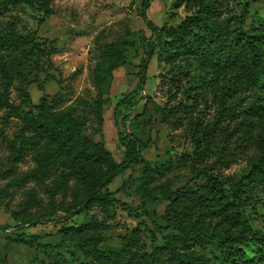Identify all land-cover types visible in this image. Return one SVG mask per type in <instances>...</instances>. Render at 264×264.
Returning <instances> with one entry per match:
<instances>
[{
	"label": "rangeland",
	"instance_id": "374dc122",
	"mask_svg": "<svg viewBox=\"0 0 264 264\" xmlns=\"http://www.w3.org/2000/svg\"><path fill=\"white\" fill-rule=\"evenodd\" d=\"M175 1L150 0V20L159 27L178 24L186 11L177 8ZM228 1L231 14L246 18V30L264 23V0ZM143 2L53 0L54 13L50 17L38 5L9 7L0 16V43L13 29L24 38L36 34L38 45L52 41L56 49L54 55L44 60V72L36 74L33 69L31 81L15 80L11 87L12 103L29 111L47 96L59 109L75 106L78 113L88 116L86 133L97 141L103 139L119 163L126 155L120 133L124 137L133 134L149 143L141 161L117 176L106 189L129 209L95 203L69 220L61 214L48 223L20 228L17 217L23 219L26 215L21 207L26 192L31 188L39 191L45 206L48 196L37 184L11 186L13 178L35 164L27 156L16 173L10 170L22 119L17 115L7 118L6 110H0V188L9 187V193L0 196V264H91L80 251L79 243L72 241L75 230L81 226L101 237L98 247L106 252L121 250L123 238L132 232H139L141 237L135 249L151 251L152 237L147 230L159 239L160 246L165 245L164 238L170 232L161 217L169 202L160 199L143 204V188L164 185L176 191L187 185L205 184L204 172L223 181L249 169L255 148L244 146L247 139L241 137V129L230 116L223 117V108L232 105L239 112L249 104L250 95L227 92L229 85L217 78L209 77L205 83H199L198 71L184 67L185 61L178 59L171 64L158 54L160 42L148 63L145 83L140 86L139 66L148 55L149 42L155 39L142 17ZM111 44L126 53L125 65L113 73H109L110 61L102 52ZM0 52L5 54L2 47ZM47 75L54 80L43 84ZM128 94L133 98L123 108L128 118L116 122L114 108ZM239 98L241 108L235 105ZM98 104L102 106V137L93 135L100 124L96 115ZM165 109L170 112L168 120ZM212 128L215 133L208 137L213 140V149L199 148L197 138L202 131ZM159 164L164 165L160 172L156 170ZM146 172L152 177L144 179ZM154 197L160 198L158 194ZM244 211L253 228L264 232V192L253 193ZM191 248L216 264L221 258L216 239L194 243ZM244 250L245 260L260 258L254 246L248 245Z\"/></svg>",
	"mask_w": 264,
	"mask_h": 264
},
{
	"label": "trees",
	"instance_id": "16d2710c",
	"mask_svg": "<svg viewBox=\"0 0 264 264\" xmlns=\"http://www.w3.org/2000/svg\"><path fill=\"white\" fill-rule=\"evenodd\" d=\"M227 3L228 0H176V7H183L186 15L176 25L159 27L148 16L150 0H144L142 17L155 39L149 42L148 55L139 66L142 76L139 84L145 83L148 63L160 42L162 48L158 54L171 64L178 59L185 61L184 67L198 71L199 83H205L209 77L217 78L229 85L227 92L250 95L249 104L239 112L232 105L223 108V117L230 116L241 129V137L247 139L244 146L255 148L249 169L223 181L204 172L205 184L187 185L176 191L164 185L143 188L140 192L143 204L160 199L169 202L161 215L170 231L164 238L165 245L160 246L159 239L146 229L152 237L151 251L136 250L141 237L139 232H132L123 238L121 250L106 252L98 247L101 237L81 226L75 230L72 241L79 243L80 251L91 264H216L191 248L194 243L215 239L221 254L217 264H264V232L253 228L244 211L253 193L264 192V23L246 30V18L231 14ZM19 5H38L46 17L54 13L53 0H0V16L9 7ZM0 47L5 51V54L0 52V110H6L7 118L17 115L22 119L10 170L16 173L27 156L35 164L13 178L11 186L24 188L37 184L48 196L45 206L39 191L31 188L26 192L21 205L26 215L23 219L17 217L21 223L18 227L48 223L61 214L69 220L95 203L129 209L106 189L117 176L141 161L149 143H143L133 134L124 137L120 133L126 155L119 163L103 139L97 141L86 133L88 116L78 113L75 106L59 109L47 96L29 111L12 103L11 87L15 80L31 81L33 69L36 74L44 72V60L54 55L56 49L52 41L38 45L36 34L24 38L13 29ZM102 52L110 61L109 73L125 65L124 49L111 44ZM53 80V76L47 75L43 84ZM132 99V94H128L119 100L114 108L116 122L120 118L127 120L123 108ZM241 102L240 98L236 99L235 105L241 108ZM164 113L168 120L170 112L165 109ZM96 115L100 124L93 135L102 137L100 104ZM214 133L215 128L202 131L197 138L199 148L213 149V140L208 136ZM162 169L164 165L156 167L159 172ZM150 174L146 172L144 179L152 177ZM7 193L8 186L0 188V196ZM156 194L160 198H155ZM248 245L257 249L260 258L245 260L244 248Z\"/></svg>",
	"mask_w": 264,
	"mask_h": 264
}]
</instances>
